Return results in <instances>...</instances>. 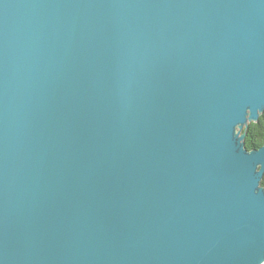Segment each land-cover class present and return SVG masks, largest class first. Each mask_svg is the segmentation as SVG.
I'll return each mask as SVG.
<instances>
[{
  "label": "water",
  "instance_id": "95a60500",
  "mask_svg": "<svg viewBox=\"0 0 264 264\" xmlns=\"http://www.w3.org/2000/svg\"><path fill=\"white\" fill-rule=\"evenodd\" d=\"M264 0H0V264H264Z\"/></svg>",
  "mask_w": 264,
  "mask_h": 264
},
{
  "label": "trees",
  "instance_id": "16d2710c",
  "mask_svg": "<svg viewBox=\"0 0 264 264\" xmlns=\"http://www.w3.org/2000/svg\"><path fill=\"white\" fill-rule=\"evenodd\" d=\"M245 136L244 143L247 150L258 149L264 145V112L260 115L258 122L249 125ZM261 185L264 186V178Z\"/></svg>",
  "mask_w": 264,
  "mask_h": 264
},
{
  "label": "rangeland",
  "instance_id": "374dc122",
  "mask_svg": "<svg viewBox=\"0 0 264 264\" xmlns=\"http://www.w3.org/2000/svg\"><path fill=\"white\" fill-rule=\"evenodd\" d=\"M258 122V121H257ZM251 123H256V122H249V124H248V127H249V125L251 124ZM248 129V128H247ZM246 129V130H247ZM246 130H245V132H246ZM246 137V136H245ZM244 141H245V139H244ZM247 149V148H246Z\"/></svg>",
  "mask_w": 264,
  "mask_h": 264
},
{
  "label": "bare ground",
  "instance_id": "6f19581e",
  "mask_svg": "<svg viewBox=\"0 0 264 264\" xmlns=\"http://www.w3.org/2000/svg\"><path fill=\"white\" fill-rule=\"evenodd\" d=\"M249 123V122H248ZM259 149V148H258Z\"/></svg>",
  "mask_w": 264,
  "mask_h": 264
}]
</instances>
